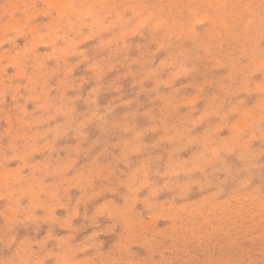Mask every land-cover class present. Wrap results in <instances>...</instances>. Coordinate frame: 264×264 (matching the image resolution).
<instances>
[{
  "label": "rangeland",
  "instance_id": "obj_1",
  "mask_svg": "<svg viewBox=\"0 0 264 264\" xmlns=\"http://www.w3.org/2000/svg\"><path fill=\"white\" fill-rule=\"evenodd\" d=\"M56 1L0 0L5 251L22 241L43 260L45 244L81 264L99 231L95 255L126 264H264V0ZM138 168L159 196L88 200L90 182ZM97 207L112 219L92 225Z\"/></svg>",
  "mask_w": 264,
  "mask_h": 264
},
{
  "label": "clouds",
  "instance_id": "obj_2",
  "mask_svg": "<svg viewBox=\"0 0 264 264\" xmlns=\"http://www.w3.org/2000/svg\"><path fill=\"white\" fill-rule=\"evenodd\" d=\"M95 178L102 181L109 180V177L104 176L102 173H97ZM119 187H123L126 190V194L124 195L130 196H134L141 188L143 189L145 196H159L161 192L160 186L153 181L152 176L146 174L144 168H138L133 173L132 177L129 178L128 182H119V185L116 187L112 186V183L109 182L108 184L97 188L96 183L90 182L88 186L89 190L87 198L89 201H92L103 196L105 193H117ZM183 191V186L177 185L176 195H180ZM101 217L112 219L110 214L100 210L99 207L96 208L91 217H86V219H90L91 224L97 226ZM33 223H35V221H33ZM16 227V220L6 221L5 224L0 225V264H46L49 260H54V264H71L68 251L60 252L52 249L45 251L47 246L45 244H38L40 251L44 253L42 255L44 257L43 260L35 259L36 251L33 250V246L30 244H24L22 241H20L15 247L14 251H5L12 250V246L17 243V236L14 234ZM97 233L101 232L93 231L91 235L87 236L82 242L78 243L81 245L78 249L79 253H87L89 249H94L96 254L98 250L95 248V243L98 241L97 238L99 236L96 240H93L92 237L96 236ZM95 254L90 255L95 256V259H85L81 262V264H126L125 261L118 258L113 259L105 256H96Z\"/></svg>",
  "mask_w": 264,
  "mask_h": 264
},
{
  "label": "bare ground",
  "instance_id": "obj_3",
  "mask_svg": "<svg viewBox=\"0 0 264 264\" xmlns=\"http://www.w3.org/2000/svg\"><path fill=\"white\" fill-rule=\"evenodd\" d=\"M48 1H51V0H46V2H48ZM71 1H73V0H71ZM84 1H85V0H84ZM87 1H88V0H87ZM127 1H128V0H127ZM139 1H140V0H139ZM164 1H165V0H164ZM164 1H163V2H164ZM177 1H178V0H176L175 3H177ZM185 1L192 2V1H190V0H184V2H185ZM207 1H208V0H207ZM213 1H217V0H213ZM213 1H212V2H213ZM54 2H57V1L54 0ZM74 2H75V1H74ZM74 2H72V3H74ZM81 2H82V1H81ZM155 2H156V1H155ZM158 2H159V1H158ZM158 2H156V3H158ZM163 2H162V3H163ZM171 2L173 3L172 0H171ZM193 2H194V1H193ZM48 3L50 4V2H48ZM51 3H53V1H52ZM72 3H71V5H72ZM153 3H154V1L152 2V5H153ZM164 3H165V2H164ZM179 3H180V2H179ZM204 3H205V0H204ZM53 4L56 5V8H58V5H57L58 3H53ZM77 4H78V3H77ZM139 4H140V3H137V6H138ZM160 4H161V3H160ZM168 4H169V1H168L167 4H165V5L161 4V5H163V6L165 7V6L168 5ZM180 4L182 5L183 3H180ZM187 4H188V3H187ZM195 4H197V3H195ZM195 4H193L194 7H195ZM206 4H207V3H206ZM210 4H211V3H210ZM222 4H223V2H221V5H222ZM240 4H241V2H240ZM240 4H239V5H240ZM78 5H79V4H78ZM82 5L84 6L85 3L82 4ZM90 5H91V4H90ZM90 5H89V7H90ZM131 5H132V4H131ZM145 5H146V4H145ZM173 5H174V4H173ZM175 5H176V4H175ZM225 5H226V4H225ZM79 6H80V5H79ZM85 6H86V5H85ZM134 6H135V5H134ZM146 6H147V8H148L149 5H146ZM169 6H170V5H169ZM185 6H186V5H185ZM190 6H191V5H190ZM217 6H218V5H217ZM223 6H224V4H223ZM52 7H53V6H52ZM54 7H55V6H54ZM141 7H142V6H141ZM150 7H151V6H150ZM150 7H149V8H150ZM172 7H173V6H172ZM172 7H169V8H171V10H172ZM177 7H178V6H177ZM194 7H193L192 11L194 10ZM207 7H208V6H207ZM218 7H219V6H218ZM103 8H104V6H103ZM131 8H134V7L132 6ZM145 8H146V7H145ZM156 8H158V7H156ZM156 8H153V9L156 10ZM169 8H168V9H169ZM181 8H182V7H181ZM188 8L190 9V7H188ZM198 8H199V7H198ZM208 8H209V9H210V8L212 9V6H210V7H208ZM220 8H221V7H220ZM224 8H225V7H224ZM59 9H60V8H59ZM62 9H63V8H62ZM101 9H102V6H101ZM107 9H108V8H107ZM125 9H126V8H125ZM125 9H124V10H125ZM137 9H138V8H137ZM137 9H135V10H136V11H139L140 13H142V10L140 11V10H137ZM140 9H142V8H140ZM162 9H164V11H165V8H162ZM183 9H184V8H183ZM183 9H182V10H183ZM213 9H214V7H213ZM216 9H217V8H216ZM218 9H219V8H218ZM57 10H58V9H57ZM60 10H61V9H60ZM110 10H111V9H109V11H110ZM122 10H123V9H122ZM122 10H121V11H122ZM146 10H147V9H146ZM146 10H145V11H146ZM151 10H152V9H151ZM151 10H150V11H151ZM154 10H153V13H154ZM174 10L176 11V9H174ZM178 10H179V9H178ZM178 10H177V11H178ZM180 10H181V9H180ZM184 10H185V9H184ZM190 10H191V9H190ZM230 10H231V9H230ZM62 11H63V10H62ZM175 11H173V12H175ZM177 11H176V12H177ZM187 11H188V10H187ZM192 11H190L189 13H192ZM209 11H210V10H209ZM226 11H227V9H226ZM124 12H125V11H124ZM124 12L122 11V13H121L119 16H121ZM134 12H135V11H134ZM147 12H149V11H147ZM158 12H160L159 9H157L156 15H159V14H157ZM168 12H171V14L173 13V12L170 11V10H169ZM168 12H167V14L169 15ZM197 12H198V10H197ZM197 12H196V13H197ZM212 12H213V11H212ZM69 13H71V11H69ZM72 13H73V12H72ZM163 13H164V12H163ZM189 13H188V14H189ZM194 13H195V12H194ZM229 13L231 14V12H229ZM86 14H87V13H86ZM135 14H139V13L137 12V13H134L133 15L135 16ZM165 14H166V13H165ZM176 14H177V13H176ZM179 14H180V13H179ZM181 14H182V13H181ZM183 14H184V13H183ZM183 14H182V15H183ZM185 14H186V13H185ZM185 14H184V16H185ZM210 14H212V13H210ZM217 14H218V13H217ZM227 14H228V12H227ZM123 15H124V14H123ZM152 15H153V14H152ZM160 15H161V14H160ZM163 15H164V14H163ZM193 15H194V14H193ZM212 15H213V14H212ZM97 16H98V15H97ZM102 16H103V15H102ZM184 16H183V17H184ZM208 16H209V15H208ZM208 16H207V17H208ZM152 17H154V15H153ZM160 17H162V16H160ZM160 17H159V18H160ZM188 17H189V15H188ZM188 17H187V14H186V17H185V18H188ZM211 17H212V16H211ZM147 18H148V17H147ZM155 18H157V17H155ZM165 18L167 19V16H166ZM170 18H173V17H172V16H169L168 19H170ZM208 18H209V17H208ZM214 18H215V17H214ZM99 19H100V18H99ZM128 19H129V18H128ZM150 19H151V18H150ZM150 19H149V20H150ZM166 19H164V20H166ZM176 19H177V18H176ZM188 19H189V18H188ZM192 19H193V18H192ZM206 19H207V18L205 17V19H204L203 21H205ZM245 19H246V18H245ZM250 19H251V18H250ZM126 20H127V19H126ZM126 20H124V22H122V23H125ZM147 20H148V19H147ZM147 20H145V22H147ZM190 20H191V18H190ZM193 20H194V19H193ZM193 20L191 21V22H192L191 25L194 24ZM199 20H201V18H200ZM222 20H223V18H222ZM112 21H113V20H112ZM128 21H129V20H128ZM130 21H131V19H130ZM168 21H169V20H167V22H168ZM170 21H172V20H170ZM170 21H169V24H170ZM176 21L178 22V20H176ZM180 21H182V20H180ZM188 21H189V20H187V22H188ZM213 21H214V20H213ZM115 22H116V21H115ZM139 22H140V21H139ZM163 22H164V21H163ZM195 22H196V21H195ZM206 22H207V21H206ZM220 22H221V21H220ZM117 23H118V22H117ZM120 23H121V21H120ZM126 23H127V22H126ZM126 23H125V24H126ZM164 23H165V22H164ZM178 23H179V22H178ZM178 23H177V24H178ZM180 23H181V22H180ZM180 23H179V25H180ZM183 23H184V22H183ZM189 23H190V22H189ZM189 23H188V24H189ZM248 23H249V22H248ZM114 24H115V23H114ZM114 24H112V25H114ZM138 24H139V23H138ZM142 24H144V20H143V23H142ZM160 24H162V23H160ZM167 24H168V23H167ZM167 24H166V25H167ZM171 24H172V23H171ZM186 24H187V23H186ZM198 24H199V23H198ZM215 24H216V23L214 22V25H215ZM224 24H225V23H224ZM15 25H16V24H15ZM17 25H18V24H17ZM17 25H16V28L18 27ZM112 25H110L109 28H110ZM157 25H158V24H157ZM163 25H164V24H163ZM184 25H185V24H184ZM207 25H208V24H207ZM226 25H227V24H226ZM137 26H138V25H137ZM139 26H140V25H139ZM139 26H138V27H139ZM144 26H146V24H145ZM169 26L171 27V25H169ZM169 26H167V27H169ZM186 26H187V25H186ZM194 26H195V25H194ZM13 27H14V26H13ZM150 27H151V25H150ZM152 27H153V26H152ZM157 27H158V26H157ZM159 27H160V25H159ZM162 27H164V26H162ZM167 27H166V29H167ZM170 27H169V28H170ZM175 27H176V25H175ZM184 27H185V26H184ZM14 28H15V27H14ZM16 28H15V29H16ZM18 28H19V27H18ZM107 28H108V26H107ZM129 28H130V27H129ZM153 28H155V26H154ZM169 28H168V29H169ZM177 28H178V27H177ZM179 28H180V27H179ZM181 28H183V27H181ZM185 28H187V27H185ZM190 28H193V27H190ZM166 29H164V30H166ZM175 29H176V28H175ZM17 30H18V29H17ZM106 30H107V29H105V31H106ZM155 30H157V28H156ZM177 30H179V29H177ZM177 30H176V31H177ZM130 31H131V30H130ZM176 31L174 30V33H175ZM196 31H197V30H196ZM200 31H201V30H200ZM100 32H101V31H100ZM126 32H128V31H126ZM155 32H156V31H155ZM182 32H183V31H182ZM218 32H219V31H218ZM137 33H138V32H137ZM220 33H221V32H220ZM122 34H123V33H122ZM122 34H121V36H122ZM149 34H150V32H149ZM156 34L158 35V33H156ZM156 34H155V35H156ZM168 34H169V33H168ZM150 35H151V34H150ZM170 35H171V33H170ZM117 37H118V35H117ZM152 37H153V36H152ZM160 37H161V36H160ZM167 37H168V36H167ZM156 38H157V37H156ZM115 39H116V38H115ZM158 39H159V38H158ZM158 39H157V40H158ZM147 40H148V39H147ZM147 40H146V41H147ZM167 41H168V40H167ZM43 42H44V41H43ZM132 42H133V41H132ZM132 42H130V43H132ZM184 42H185V41H184ZM184 42H183V43H184ZM111 43H112V42H111ZM177 43H178V41H177ZM154 44H155V42H154ZM222 44H223V43H222ZM130 45H131V44H130ZM143 45H144V44H143ZM218 45H221V44H218ZM133 46H134V45H133ZM151 46H152V45H151ZM129 47H131V46H129ZM146 47H147V46H146ZM149 47H150V46H149ZM140 48H141V47H140ZM140 48H139V49H140ZM143 48H144V47H143ZM173 48H174V47H173ZM244 48H245V47H244ZM244 48H243V49H244ZM134 49H135V48H134ZM202 49H203V48H202ZM94 50H95V49H94ZM127 50H128V49H127ZM127 50H126V51H127ZM142 50H143V49H142ZM165 51H166V50H165ZM195 51H196V50H195ZM197 52H198V51H197ZM156 53H157V52H156ZM192 53H194V52H192ZM141 54H142V53H141ZM154 54H155V53H154ZM208 54H209V53H208ZM152 55H153V54H152ZM201 55H202V54H201ZM209 55H210V54H209ZM157 56H158V55H157ZM202 56H204V55H202ZM210 56H211V55H210ZM89 59H90V58H89ZM189 59H190V58H189ZM204 59H205V58H204ZM242 59H244V58H242ZM154 61H155V60H154ZM194 61H195V60H194ZM214 61H215V60H214ZM159 62H160V61H159ZM133 63H134V62H133ZM133 63H132V64H133ZM146 63H147V62H146ZM213 63H214V62H213ZM216 63H217V62H216ZM130 64H131V63H130ZM137 64H138V63H137ZM144 64H145V63H144ZM144 64H143V66H144ZM153 64H154V63H153ZM179 64H180V63H179ZM181 64H182V63H181ZM138 65H139V64H138ZM141 66H142V65H141ZM148 66H149V65H148ZM148 66H147V67H148ZM147 67H146V68H147ZM133 68H134V67H133ZM131 69H132V68H131ZM199 69H200V68H199ZM214 70H215V69H214ZM137 71H138V69H137ZM140 71H141V70H140ZM162 72H163V71H162ZM217 73H218V72H217ZM215 74H216V73H215ZM90 75H91V74H90ZM92 75H93V73H92ZM161 75H162V74H161ZM258 75H259V74H258ZM97 77H98V76H97ZM158 77H159V76H158ZM206 77H207V76H206ZM253 77H254V76H253ZM204 78H205V77H204ZM99 79H100V78H99ZM191 80H192V79H191ZM185 81H186V80H185ZM96 82H97V80H96ZM99 82H100V81H99ZM80 83L82 84V82H80ZM83 83H84V82H83ZM87 83H88V82H87ZM93 83H94V82H93ZM181 83H183V82H181ZM101 85H102V84H101ZM81 87H82V86H81ZM89 87H90V86H89ZM78 89H79V88H78ZM86 89H87V88H86ZM48 90H49V89H48ZM71 90H73V89H71ZM46 91H47V90H46ZM46 91H45V92H46ZM81 91H82V90H81ZM45 92H44V95H47L48 93H45ZM48 92H50V91H48ZM82 92H83V91H82ZM85 92H86V91H85ZM101 92H102V91H101ZM62 94H63V93H62ZM75 94H76V93H74V95H75ZM91 94H92V93H91ZM96 94H97V93H96ZM42 95H43V94H42ZM63 95H64V94H63ZM68 95H70V94H68ZM74 95H73V96H74ZM120 95H121V94H120ZM47 96H48V95H47ZM131 96H132V95H131ZM110 97H111V96H110ZM49 99H51L50 96H49ZM54 99H56V98H54ZM57 99H58V98H57ZM77 99H79V98H77ZM97 99H98V98H97ZM123 99H124V98H123ZM67 100H68V99H67ZM69 100H70V99H69ZM93 100H96V99H93ZM115 100H116V99H115ZM115 100H114V101H115ZM38 101H39V99H38ZM54 101H55V100H54ZM65 101H66V100H65ZM96 101H97V100H96ZM104 101H105V100H104ZM104 101H103V102H104ZM106 102H107V101H106ZM106 102H105V103H106ZM80 104H81V103H80ZM102 104H103V103H102ZM36 105H38V104H36ZM57 105H58V104H57ZM67 105H68V104H67ZM130 105H131V104H130ZM130 105H129V106H130ZM37 107H38V106H37ZM57 107H58V106H57ZM75 107H76V106H75ZM130 107H131V106H130ZM85 108H86V107H85ZM36 109H38V108H36ZM41 109H42V108H41ZM76 109H77V108H76ZM76 109H75V111H76ZM80 109H81V108H80ZM87 109H88V108H87ZM33 111H34V110H33ZM41 111H42V110H41ZM43 111H44V110H43ZM100 111H101V110H100ZM103 112H104V111H103ZM42 114H43V113H42ZM33 115H34V114H33ZM37 116H38V115H37ZM39 116H41V115H39ZM42 116H44V115H42ZM60 116H61V115H60ZM62 117H63V116H62ZM36 118H37V117H36ZM92 118H93V117H92ZM64 119H65V118H64ZM63 123H64V122H63ZM63 123H62L61 125H63ZM64 124H65V123H64ZM94 125H95V124H94ZM63 126H64V125H63ZM85 128H86V127H85ZM59 129H61V128L59 127ZM97 131H98V130H97ZM101 142H102V141H101ZM66 144H67V143H66ZM66 144H65V145H66ZM31 160H32V159H31ZM33 161H34V160H33ZM129 168H130V167H129ZM208 171H209V170H208ZM114 185H115V184H114ZM160 214H163V213H160ZM156 215H158V214H156Z\"/></svg>",
  "mask_w": 264,
  "mask_h": 264
}]
</instances>
